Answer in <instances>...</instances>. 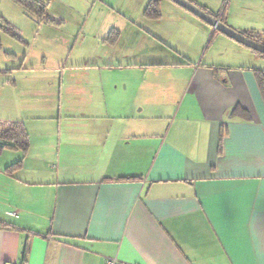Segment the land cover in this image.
Returning <instances> with one entry per match:
<instances>
[{
    "label": "crops",
    "instance_id": "crops-1",
    "mask_svg": "<svg viewBox=\"0 0 264 264\" xmlns=\"http://www.w3.org/2000/svg\"><path fill=\"white\" fill-rule=\"evenodd\" d=\"M189 1L241 34H264L238 25L231 1L226 10ZM162 4L169 11L149 20L159 32L178 15L195 29V52L161 31L172 51L144 59L135 81L70 74L77 81L65 91L66 71L52 69L58 115L32 129L19 121L28 153L0 152V264H264L255 72L264 58L174 1Z\"/></svg>",
    "mask_w": 264,
    "mask_h": 264
},
{
    "label": "rangeland",
    "instance_id": "rangeland-1",
    "mask_svg": "<svg viewBox=\"0 0 264 264\" xmlns=\"http://www.w3.org/2000/svg\"><path fill=\"white\" fill-rule=\"evenodd\" d=\"M230 1L231 14L238 25L264 28V0H203L224 10ZM147 3L52 0L48 14L55 23H49L29 14L13 0H0V70L4 71L0 72V122L20 121L32 129L36 122H46L58 115L60 79L53 84L58 73L52 69L66 71V91L84 75L99 81L113 77H130L135 81L134 77L146 71V66H142L147 63L144 59L156 57L164 45L172 51V46L162 42L163 33L173 36L169 38L171 45L178 47L182 43L183 48L195 52L198 43L190 39L195 29L178 15L168 14L164 28L162 25L158 32L161 25L144 15ZM161 9L165 14L169 11L163 4ZM62 61L66 65H61ZM81 67L86 71H80ZM70 74L77 75V80H68ZM70 90L77 91V86ZM6 156L0 155V161Z\"/></svg>",
    "mask_w": 264,
    "mask_h": 264
},
{
    "label": "trees",
    "instance_id": "trees-1",
    "mask_svg": "<svg viewBox=\"0 0 264 264\" xmlns=\"http://www.w3.org/2000/svg\"><path fill=\"white\" fill-rule=\"evenodd\" d=\"M20 4L26 12L38 17L41 21L46 20L49 23H55L48 14L49 6L52 0H13ZM144 15L151 20H158L162 17L161 0H150L144 10ZM219 18V16H217ZM15 37L20 38L15 34ZM249 39L264 45V34L246 33L242 34ZM1 47V45H0ZM257 55L264 58V54L253 50ZM256 78L264 99V71L255 70ZM4 149H16L27 154L29 149V134L23 123L11 122L0 123V152ZM21 168V162H17L6 168V172L12 174ZM28 255V248L24 251L23 260L25 261Z\"/></svg>",
    "mask_w": 264,
    "mask_h": 264
},
{
    "label": "water",
    "instance_id": "water-1",
    "mask_svg": "<svg viewBox=\"0 0 264 264\" xmlns=\"http://www.w3.org/2000/svg\"><path fill=\"white\" fill-rule=\"evenodd\" d=\"M175 3L179 4L183 8L187 9L206 23L213 26L218 31L224 33L225 35L229 36L230 38L236 40L237 42L247 46L250 49L258 51L264 54V45L249 39L248 37L242 35L241 33L233 30L232 28L228 27L227 25L220 22L214 15L210 14L209 12L203 10L193 2L189 0H172Z\"/></svg>",
    "mask_w": 264,
    "mask_h": 264
},
{
    "label": "built area",
    "instance_id": "built-area-1",
    "mask_svg": "<svg viewBox=\"0 0 264 264\" xmlns=\"http://www.w3.org/2000/svg\"><path fill=\"white\" fill-rule=\"evenodd\" d=\"M107 264H126V263H122V262H119L118 260L116 259H111L107 262Z\"/></svg>",
    "mask_w": 264,
    "mask_h": 264
}]
</instances>
